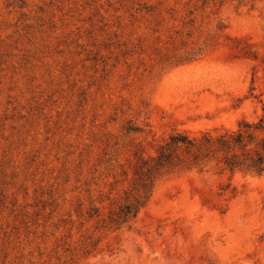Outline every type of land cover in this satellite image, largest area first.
Masks as SVG:
<instances>
[{
	"label": "rangeland",
	"instance_id": "obj_1",
	"mask_svg": "<svg viewBox=\"0 0 264 264\" xmlns=\"http://www.w3.org/2000/svg\"><path fill=\"white\" fill-rule=\"evenodd\" d=\"M260 98L264 0H0V264H264V174L186 170L131 226L89 216L136 151L234 129Z\"/></svg>",
	"mask_w": 264,
	"mask_h": 264
},
{
	"label": "trees",
	"instance_id": "obj_2",
	"mask_svg": "<svg viewBox=\"0 0 264 264\" xmlns=\"http://www.w3.org/2000/svg\"><path fill=\"white\" fill-rule=\"evenodd\" d=\"M210 1L214 4H222L226 1L245 4L253 0H203V4ZM201 54H203V49L199 47L196 51L178 58L176 62L198 58ZM253 89L254 86L251 87V90ZM260 101L262 102V113L253 120L240 119L234 129L204 130L195 135H191L187 131L176 130L168 135L153 155L147 156L140 150L136 151V160L132 165V177L129 185L124 187L118 198L111 203L112 206L106 215L100 213L99 206L93 204L95 199L90 195L92 204L89 208V216L99 217L98 227L109 231L131 226L140 210L150 200L156 183L163 177L186 170L204 171L215 165L220 171H243L258 176L263 175L264 100L260 98ZM137 130H139L138 127L130 125L127 127L126 133L129 134ZM124 144L125 141L120 140L114 143L115 153L113 155L110 153L109 170L114 169L112 161L117 160ZM120 181V179H116L114 182ZM105 196L104 193H101L99 201H104ZM97 242L88 236L82 242L80 249L83 252H88Z\"/></svg>",
	"mask_w": 264,
	"mask_h": 264
}]
</instances>
